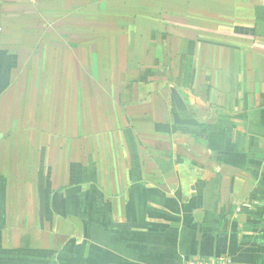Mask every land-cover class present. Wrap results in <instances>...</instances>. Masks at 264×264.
<instances>
[{"label": "crops", "instance_id": "crops-1", "mask_svg": "<svg viewBox=\"0 0 264 264\" xmlns=\"http://www.w3.org/2000/svg\"><path fill=\"white\" fill-rule=\"evenodd\" d=\"M256 184L264 0H0V264H264Z\"/></svg>", "mask_w": 264, "mask_h": 264}, {"label": "trees", "instance_id": "trees-1", "mask_svg": "<svg viewBox=\"0 0 264 264\" xmlns=\"http://www.w3.org/2000/svg\"><path fill=\"white\" fill-rule=\"evenodd\" d=\"M248 199L256 202L254 209L248 211L250 218L264 228V186L256 184L250 191ZM241 209L247 211L245 206H242ZM249 225L247 224L245 226L249 227Z\"/></svg>", "mask_w": 264, "mask_h": 264}, {"label": "built area", "instance_id": "built-area-1", "mask_svg": "<svg viewBox=\"0 0 264 264\" xmlns=\"http://www.w3.org/2000/svg\"><path fill=\"white\" fill-rule=\"evenodd\" d=\"M179 264H234L233 258L226 254H220L213 257L191 256Z\"/></svg>", "mask_w": 264, "mask_h": 264}]
</instances>
